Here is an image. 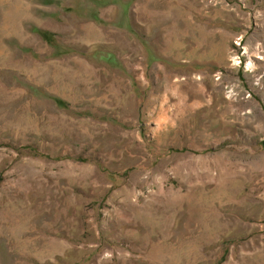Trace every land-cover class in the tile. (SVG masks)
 Returning a JSON list of instances; mask_svg holds the SVG:
<instances>
[{"label":"rangeland","instance_id":"1","mask_svg":"<svg viewBox=\"0 0 264 264\" xmlns=\"http://www.w3.org/2000/svg\"><path fill=\"white\" fill-rule=\"evenodd\" d=\"M0 264H264V0H0Z\"/></svg>","mask_w":264,"mask_h":264},{"label":"trees","instance_id":"2","mask_svg":"<svg viewBox=\"0 0 264 264\" xmlns=\"http://www.w3.org/2000/svg\"><path fill=\"white\" fill-rule=\"evenodd\" d=\"M40 33L46 38V39H51V33L48 31H40Z\"/></svg>","mask_w":264,"mask_h":264}]
</instances>
